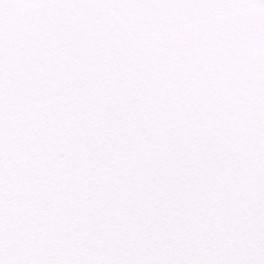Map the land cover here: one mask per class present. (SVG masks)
Segmentation results:
<instances>
[{
	"label": "snow or ice",
	"instance_id": "obj_1",
	"mask_svg": "<svg viewBox=\"0 0 264 264\" xmlns=\"http://www.w3.org/2000/svg\"><path fill=\"white\" fill-rule=\"evenodd\" d=\"M0 264H264V0H0Z\"/></svg>",
	"mask_w": 264,
	"mask_h": 264
}]
</instances>
